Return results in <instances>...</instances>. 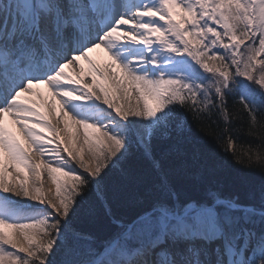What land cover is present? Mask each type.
<instances>
[{"label": "snow or ice", "instance_id": "snow-or-ice-1", "mask_svg": "<svg viewBox=\"0 0 264 264\" xmlns=\"http://www.w3.org/2000/svg\"><path fill=\"white\" fill-rule=\"evenodd\" d=\"M120 47L135 51L124 56ZM95 49L105 50L111 63L92 60ZM80 60L89 65V78ZM39 84L52 93L51 120L23 99ZM57 102L62 126L54 115ZM172 105L200 131L210 129L238 163L264 171V0H0V264H174L169 247L184 264H207L208 253L195 249V241H223L231 223L215 205L161 204L131 224L113 219L115 234L100 242L70 222L78 200L88 205L89 192L109 209L101 178L124 147L114 122L157 118ZM169 115L159 122L171 129ZM8 118L27 147L5 127ZM73 126L101 136L71 135ZM190 127L181 117L175 131ZM241 135L252 143H241ZM25 200L38 202L44 218L20 210L16 202ZM181 244L187 245L183 252ZM246 251L250 264H264V241H249ZM233 255L227 248L229 264Z\"/></svg>", "mask_w": 264, "mask_h": 264}, {"label": "trees", "instance_id": "trees-1", "mask_svg": "<svg viewBox=\"0 0 264 264\" xmlns=\"http://www.w3.org/2000/svg\"><path fill=\"white\" fill-rule=\"evenodd\" d=\"M169 112L174 113V116L167 117L171 129L159 122L163 115L148 123L146 140L150 146V158L145 148L128 133L123 149L105 170L101 179L108 190L109 209L96 203L91 192L84 197L88 205L77 201L79 206L70 222L97 242L115 234L117 225L113 219L131 224L161 204L207 207L220 200L264 211V171L238 163L231 152H225L212 138L210 129L200 131L179 105L171 107ZM181 117H186L191 127L190 131L177 135L175 124ZM236 127H240L239 122ZM165 132H169V136L166 137ZM239 141L252 143L243 135ZM217 208L228 215L234 233L246 226L258 238L264 239L263 217L249 211Z\"/></svg>", "mask_w": 264, "mask_h": 264}, {"label": "rangeland", "instance_id": "rangeland-1", "mask_svg": "<svg viewBox=\"0 0 264 264\" xmlns=\"http://www.w3.org/2000/svg\"><path fill=\"white\" fill-rule=\"evenodd\" d=\"M81 63H82V61H81ZM82 69H83V72H84V68L82 67ZM71 71L72 72H74V74H71L70 75V77L71 78H73V79H77V73H76V71L74 70V69H72L71 68ZM83 76L85 77V78H89L90 76H91V73H90V71L88 70V71H86V72H84L83 73ZM34 86H37L38 87V89L37 90H35V91H37V95L35 96L34 95V97H33V100H35L36 101V103H37V105H38V110L43 114V115H45L48 119H52V117L49 115V112H48V107H47V105L49 104V103H51L52 101H53V97H52V95L50 96V97H48V98H41V96L42 95H44V93L45 92H50L51 93V91L49 90V88L47 87V86H45L44 84H39V85H34ZM42 87V90H40L41 89V87ZM39 87H40V89H39ZM23 99L25 100V101H27V102H32L33 100H30L31 99V95H25L24 97H23ZM149 104L153 107V108H155L156 107V105H155V103L154 102H152V101H149ZM35 106H36V104H35ZM102 107H103V105H101ZM125 107H127V104H125ZM171 107H173V108H175V105H172V106H170V108H168V109H166L165 110V113H160L159 115H163V116H165V114L166 113H171V112H169L170 110H171ZM60 109V105H59V103L57 102L56 103V106H55V112L54 113H56V109ZM75 110L76 111H80V109L77 107V108H75ZM174 110V109H173ZM92 110H90L87 106H85L84 107V109H83V114H85V115H88L90 112H91ZM158 115V116H159ZM59 117H61V116H59ZM99 119L101 120V122H104V123H107L108 122V120H109V118L107 117V116H104V115H100L99 116ZM63 121V119H62V117H61V122ZM150 121H153V122H155V118H153V119H150V120H145V123H146V132H144L145 133V135H146V139H147V137H148V129H147V123H150ZM54 123H55V121H53ZM153 122H151V123H153ZM136 123H140L141 124V119L140 118H133V119H131L128 123H122V122H120V121H115L114 122V124H113V128H112V131H115V132H120V131H123L124 133H123V139L126 137L127 138V136H126V134H127V130L128 129H126L125 130V128H129V130L132 132V134L134 135V137L136 138V140H137V142H138V144H140V145H142V146H144L143 144V142L144 141H142L139 137H138V130H137V127H136ZM15 125V124H14ZM5 127L8 129V131L21 143V145H23V146H25V147H27V141H21L20 140V135H19V133L17 132V131H20L18 128H15L14 126H13V124L10 122V118H9V120L7 121V124L5 123ZM37 131H40L42 134H44V135H49L48 133H47V131L46 130H44V129H39V130H37ZM71 132L72 133H74L73 135H82L84 132H87V134H88V136H89V138H92V139H95L96 137H99V136H101V133L100 132H98V131H96V130H94V129H92V128H89V129H83L82 127H79V128H77L76 126H73L72 127V130H71ZM141 132H143V130H141ZM120 134V136L122 137V134L121 133H119ZM145 140V139H144ZM124 144V143H123ZM54 146V145H53ZM4 157L7 159V156H6V154L4 155ZM4 158V159H5ZM5 159V160H6ZM26 175H27V173H25ZM57 176H58V178L62 181V182H64V181H68V177H64V176H62V175H60V174H56ZM49 183H46L45 185H44V194L47 196V195H49ZM50 195H52V196H55V185H51V193H50ZM17 203V205H18V207H19V209L20 210H22L23 212H25L26 214H28L29 216H37V217H39V218H44V216L46 215V212H45V210H44V208L41 206V205H39V204H34V203H38V202H29L28 201V203H26L25 201H21V202H19V201H17L16 202ZM4 231H5V233H7L8 234V231H7V229H4ZM162 260H165V259H162ZM247 263V261L245 262V264Z\"/></svg>", "mask_w": 264, "mask_h": 264}, {"label": "bare ground", "instance_id": "bare-ground-1", "mask_svg": "<svg viewBox=\"0 0 264 264\" xmlns=\"http://www.w3.org/2000/svg\"><path fill=\"white\" fill-rule=\"evenodd\" d=\"M105 52V51H104ZM89 56H90V58L92 59V60H94L97 64H99L100 66H106V65H108V64H110V62H106V57H108L109 58V56L106 54V55H104V53H103V49H95L94 51H92L91 53H89ZM106 56V57H105ZM81 61H82V63H81ZM78 64H79V66H80V68H84V72H86V71H88L89 70V65L87 64V62L86 61H84V60H80L79 62H78ZM83 72V73H84ZM65 73H66V75H68L69 77H70V75L71 74H74V72H72L71 71V68H66L65 69ZM41 87V86H40ZM40 87H39V89H40ZM35 90H37V89H33V94L31 95V99L30 100H33V97H34V95L36 96L37 95V91H35ZM40 90H42V87H41V89ZM52 95V93H50V92H45L44 93V95H42L41 96V98H48V97H50ZM32 102H34V104H36V106H37V103H36V101L35 100H33ZM31 102V103H32ZM127 104V103H126ZM38 107V106H37ZM54 115L55 116H57V117H59V116H61V110L58 108V109H56V113H54ZM63 119V118H62ZM10 122L13 124V126L15 127V128H17V126L16 125H14V123L12 122V120L10 119ZM63 122V121H62ZM62 122H61V126H62ZM54 123V122H53ZM69 124H71V121H69ZM136 127H137V130H138V137L142 140V141H144V139H146V135H145V133L144 132H146V123H145V120H142L141 119V124L140 123H136ZM141 130H143V132H141ZM18 133H19V135L21 136L20 137V140L21 141H27L26 140V138L24 137V135L20 132V131H17ZM74 133H72L71 132V135H73ZM5 155V154H4ZM5 158V157H4ZM6 159V158H5ZM25 202L26 203H28V201H26L25 200ZM246 211H249V212H252L253 211V209L251 208V207H247L246 206ZM7 231H8V234H11V230L10 229H7ZM181 264H184V263H181Z\"/></svg>", "mask_w": 264, "mask_h": 264}]
</instances>
